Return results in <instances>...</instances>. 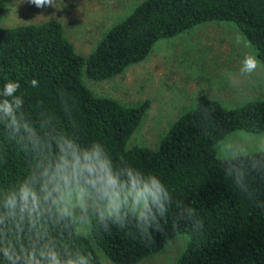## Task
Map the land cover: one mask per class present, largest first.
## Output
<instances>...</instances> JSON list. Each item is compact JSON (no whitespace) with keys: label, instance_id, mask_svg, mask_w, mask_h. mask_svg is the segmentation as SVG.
Masks as SVG:
<instances>
[{"label":"trees","instance_id":"1","mask_svg":"<svg viewBox=\"0 0 264 264\" xmlns=\"http://www.w3.org/2000/svg\"><path fill=\"white\" fill-rule=\"evenodd\" d=\"M4 9L0 0V90L9 80L19 81L17 94L24 96L25 111L34 120L59 122L83 143L100 141L115 159L123 156L157 175L173 197L167 223L161 221L164 231L154 232V242L146 243L135 228L115 226L109 232L94 227L86 238L65 236L64 242L91 252L93 264H103L95 247L115 263L134 264L185 233L187 241L173 264H264V158L234 162L246 170L245 188L226 177L228 165L215 148L232 130L264 131V98L236 106L206 98L182 111L151 147L128 144L150 100L127 104L94 93L83 79L111 78L144 59L158 40L204 21H232L264 65V0H140L87 53L76 49L58 18L3 25ZM32 79L38 87L31 86ZM28 170L29 158L5 138L0 125V191L16 185ZM187 208L202 221L201 229L183 218Z\"/></svg>","mask_w":264,"mask_h":264},{"label":"clouds","instance_id":"2","mask_svg":"<svg viewBox=\"0 0 264 264\" xmlns=\"http://www.w3.org/2000/svg\"><path fill=\"white\" fill-rule=\"evenodd\" d=\"M30 3L56 8V0ZM261 66L255 56L245 55L238 75L228 73L227 79L239 90L241 78L252 76ZM30 84L39 86L36 79ZM20 87L19 81L9 80L0 90V125L5 138L29 158L26 176L0 191V257L4 264H93L91 252L74 248L64 237L86 238L94 227L105 232L112 226L132 227L146 243L154 242V232L163 233L161 221L167 223L173 204L164 182L123 156L115 159L100 141L83 143L59 122L40 116L34 120L25 111L24 96L17 94ZM215 147L228 165L226 177H234L235 184L246 188V170L234 162L264 158V137L249 150L233 134H226ZM182 212L194 229L203 227L193 209Z\"/></svg>","mask_w":264,"mask_h":264},{"label":"rangeland","instance_id":"3","mask_svg":"<svg viewBox=\"0 0 264 264\" xmlns=\"http://www.w3.org/2000/svg\"><path fill=\"white\" fill-rule=\"evenodd\" d=\"M4 1L3 25L56 17L63 23L65 34L76 49L87 53L103 32L121 20L140 0H56V8H38L30 0ZM245 55H253L259 60L254 46L236 24L229 20L204 21L173 37L158 40L144 59L130 64L111 78L95 80L84 75L83 79L94 93L110 95L127 104L148 98L147 113L128 144L155 147L182 111L206 98H217L225 106L264 98L262 62L256 73L241 78L239 90L227 79L228 73L238 75ZM227 134H233L238 144L249 150L264 137V131L256 133L244 129ZM186 241V234L180 233L162 250L134 264H173ZM95 248L103 264H118L107 258L100 248Z\"/></svg>","mask_w":264,"mask_h":264}]
</instances>
